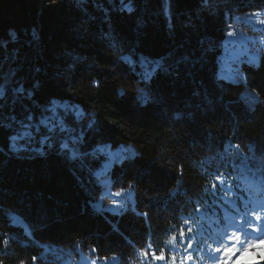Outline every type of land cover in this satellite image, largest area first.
Here are the masks:
<instances>
[{"label": "trees", "instance_id": "16d2710c", "mask_svg": "<svg viewBox=\"0 0 264 264\" xmlns=\"http://www.w3.org/2000/svg\"><path fill=\"white\" fill-rule=\"evenodd\" d=\"M262 10L264 0H0V264H67L78 251L181 264L200 212L220 219L253 199L264 211V55L235 69L237 83L218 77L231 19ZM107 146L133 152L105 173L107 189L132 191L120 215L93 207L110 199Z\"/></svg>", "mask_w": 264, "mask_h": 264}, {"label": "rangeland", "instance_id": "374dc122", "mask_svg": "<svg viewBox=\"0 0 264 264\" xmlns=\"http://www.w3.org/2000/svg\"><path fill=\"white\" fill-rule=\"evenodd\" d=\"M262 55H264V10L243 17L233 18L231 19L225 41L222 44L221 53L218 56V77L228 83H237L240 76L234 72L235 69L243 62L257 65ZM1 91L2 89H0V94ZM58 107H61L59 103H53V109H57ZM59 126H51L49 128L50 131L44 134L43 138L45 140L51 139V135L53 136L51 133L57 132L52 128ZM26 129L24 132H26ZM49 135L51 138L48 137ZM104 153L106 162L100 169L99 176L102 177L100 182L105 187L103 197L110 199L108 202H105V205L99 200L93 207L97 211L104 209L113 214L118 213L120 215L127 205L133 203L132 191L126 189L114 192L107 189L109 181L105 177V173L109 166L112 165L116 156L123 158L127 155H132L133 152L131 148L116 147L110 149L107 146ZM240 168L242 169L240 170L239 178L242 181H247L251 186H258V181L251 168L243 166ZM260 182L264 193V180ZM220 200L223 203L226 201L224 196ZM260 206L263 208L260 202L254 201L251 206L245 207L243 212L233 209L236 212L235 214H232V210L228 208L227 214L220 219L214 215L206 219L203 213L200 212L199 219L194 226V232L188 243H186V245L190 243L194 247L191 250L187 246L185 247L181 264H225L226 259L231 261V264H264V248L257 249L254 247L252 250L256 252L260 259H257L252 252L244 251L249 245L256 246L261 242L264 214L258 210ZM260 217L261 220L258 221ZM205 220L207 224H205ZM257 229L258 231H256ZM228 247L234 249L236 254L233 257L225 258L224 249ZM114 261V258L100 259L91 256L90 251L88 253L78 251L75 260L70 258L67 264H111Z\"/></svg>", "mask_w": 264, "mask_h": 264}, {"label": "snow or ice", "instance_id": "6c2138e0", "mask_svg": "<svg viewBox=\"0 0 264 264\" xmlns=\"http://www.w3.org/2000/svg\"><path fill=\"white\" fill-rule=\"evenodd\" d=\"M229 34L232 35L231 33H229ZM213 187H215V185ZM117 195H119V194H117ZM260 220H261V217H260V219L258 221H260ZM256 231H258V229ZM183 235H184V233L181 232V236H183ZM175 239H176V237H173V240H175ZM186 239H190V237H188ZM186 246L188 247L189 250H191L194 247V245H192L190 243L187 244ZM254 247H255V245H249V247L246 248V249H244V251L245 252H250V251H252L254 249ZM217 251H219V249H217ZM235 254H236L235 253V250L232 249L231 247H228V248H225L224 249V256H225V258L233 257ZM155 259L156 260H164L165 257L163 255H159V256H156ZM173 260H175V257H173ZM225 264H231V261H229V260L226 259Z\"/></svg>", "mask_w": 264, "mask_h": 264}, {"label": "clouds", "instance_id": "9594fccd", "mask_svg": "<svg viewBox=\"0 0 264 264\" xmlns=\"http://www.w3.org/2000/svg\"><path fill=\"white\" fill-rule=\"evenodd\" d=\"M257 249L259 248H264V241H261L260 243H258L256 246H255ZM253 253L254 256H256L257 259H260V257L256 254V252H253V251H250Z\"/></svg>", "mask_w": 264, "mask_h": 264}, {"label": "bare ground", "instance_id": "6f19581e", "mask_svg": "<svg viewBox=\"0 0 264 264\" xmlns=\"http://www.w3.org/2000/svg\"><path fill=\"white\" fill-rule=\"evenodd\" d=\"M263 40V39H262ZM51 134H53V133H51ZM51 138V137H50ZM55 138L52 136V138H51V141H53ZM56 144H58V145H60L61 144V139H58L57 141H56ZM19 155L20 156H28L27 155V153L25 152V153H23V152H21V153H19Z\"/></svg>", "mask_w": 264, "mask_h": 264}, {"label": "built area", "instance_id": "2783aa9c", "mask_svg": "<svg viewBox=\"0 0 264 264\" xmlns=\"http://www.w3.org/2000/svg\"><path fill=\"white\" fill-rule=\"evenodd\" d=\"M49 137H50V135H49Z\"/></svg>", "mask_w": 264, "mask_h": 264}]
</instances>
